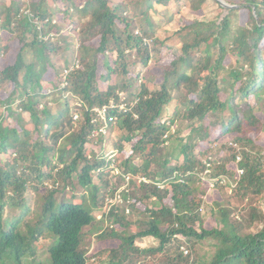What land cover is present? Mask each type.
Returning a JSON list of instances; mask_svg holds the SVG:
<instances>
[{"label": "trees", "instance_id": "16d2710c", "mask_svg": "<svg viewBox=\"0 0 264 264\" xmlns=\"http://www.w3.org/2000/svg\"><path fill=\"white\" fill-rule=\"evenodd\" d=\"M180 1L0 2V264H89L85 239L94 230L106 242L102 264H264V152L255 150L264 134V0H213L218 19L185 21L173 34L176 52L164 40L152 54L147 12ZM206 1L184 0L192 13ZM75 22L72 62L56 67L52 56L75 42L62 45L61 30ZM51 33L57 38H43ZM102 106L105 119L95 110ZM177 120H191L186 137L170 133ZM104 124L108 141L116 136L107 155L94 148L104 136L92 135ZM201 141L208 147L198 150ZM122 154L124 172L150 181L130 191L131 181L123 205L103 211L110 223L97 228L94 175L106 184ZM211 168L243 170L234 190L251 198L248 217L220 204L213 225L201 217L200 173ZM67 188L82 193L67 198ZM144 238L154 242H136Z\"/></svg>", "mask_w": 264, "mask_h": 264}, {"label": "rangeland", "instance_id": "374dc122", "mask_svg": "<svg viewBox=\"0 0 264 264\" xmlns=\"http://www.w3.org/2000/svg\"><path fill=\"white\" fill-rule=\"evenodd\" d=\"M1 1H6L8 0H0ZM26 1V0H24ZM221 9L217 6V4L213 0H207L204 4V7L202 10H200L197 13H192L187 6L185 5L184 0H181L177 5L175 6L172 2L167 4L166 6H161V5H156V11L152 12L149 11L148 17L150 20H152V23H154V26L151 30L150 34H153L152 38H147L146 39V44L149 45V47L152 49V54L157 53V49H160L164 47L163 41L167 40L166 45H170L172 47V52H176L177 50V45L178 41L175 36H173L175 30L179 28L181 25L185 23L187 20H192L196 17H199L200 19L204 20H213L215 18L220 17ZM247 11L245 9H241L238 11V16H237V21L238 23H244V21L247 18ZM54 22H61V16L60 15H54ZM64 20V19H62ZM76 23H73L69 27H64L61 30L60 34H64L65 36L63 37L62 45L64 44V39L69 42L71 41L72 37H74L75 42L73 43V46L71 49L66 50V49H60L56 55L52 56V60L55 63L56 67H62L63 65H69L72 62V57L74 53L76 52V49L78 47V42L76 41L77 36V27ZM1 24V23H0ZM44 39L47 38H52L56 39L57 35L55 33L47 34L46 36L43 37ZM57 41V40H56ZM18 41H16V44ZM167 47L165 46V51ZM167 53V52H166ZM151 64L148 68L150 72H153L156 70V63L154 60H151ZM229 63H233V59L231 58L229 60ZM3 65V61H1L0 66ZM246 76L249 74V69H245ZM254 74L252 75V77ZM150 85L151 81L149 82ZM2 93V91L0 92ZM169 115L172 113V108H169ZM260 118L263 119L264 121V115L260 114ZM166 121H170V119L166 118ZM191 120H177L176 122H170V133H178L180 136L186 137L187 134L190 131V125ZM107 134V132H106ZM100 143H97V146L91 145V143H88L86 146L91 147L95 146L97 150L103 147H107V152L105 153L106 155L110 153L113 149V144L116 141V136L115 132L113 133L112 136H110L109 141H108V135L105 136ZM98 135H94L93 137H97ZM96 144V143H95ZM255 150L259 151L260 153L264 152V134L257 140H255ZM208 147V144H206L204 141H201L197 145V149L201 150ZM125 147L129 149V145L125 144ZM218 148V147H217ZM106 150V149H105ZM219 155H225L224 152H222ZM112 156V155H111ZM110 156V157H111ZM123 154L121 155L122 159L120 158V166L116 167L113 163L111 165L112 171H110L107 175H105L104 179L106 180V184L103 183V181L98 180L97 176L94 175V183L98 186H100L101 190L98 193V199L100 201V207L99 209L95 210L93 214L96 216L97 222L96 225L98 226L97 228H102L106 225H108L111 221V219L107 222L106 220H102V213L103 211H109L110 207L113 205H123V198H122V192L125 191L129 193V187H130V182L133 181V183L136 185L132 186L130 188V191H133L138 188V186L141 184L140 181H146L149 182L150 179L146 178L145 176L142 175V172H137V174H130L124 172V165L122 163L123 161ZM120 157V154L119 156ZM93 160V158H91ZM140 161L139 158L134 159V163H138ZM133 164V163H132ZM152 169H155L154 166H152ZM215 170L213 168L208 169L204 171L203 173H200L201 176V181L204 183V186L206 187V191L204 194L200 196V215L201 217L208 219V225H213L214 224V217L219 216L218 214V207L221 206H230L231 209H233L234 213L231 217L237 218L236 215L240 216L242 214L247 213L243 211V207L248 206V204L251 202V198L249 200L243 199L239 197L236 193L234 188L237 185V179L239 177L240 171L237 169L236 174L230 173L224 174V175H212ZM159 178L157 177V180ZM154 181V180H153ZM158 184H161V181H155ZM216 182L219 184L216 185ZM82 193V191L78 189H69L64 193V196L69 198L71 195H78ZM129 198V197H128ZM220 204V205H218ZM253 204L256 205H263L262 201L259 200L258 198L253 196ZM129 209V208H127ZM240 210V211H238ZM128 214L131 211H126ZM138 215H128V219H134L137 218ZM245 217H248L247 214ZM107 219V218H105ZM131 229V228H130ZM97 230H94V233L90 232L85 239L86 246L88 249L87 255H91V257L88 260L89 264H102L101 262L103 261L104 258H106V252L102 251L101 253H98V250L102 249L104 245L106 244L104 238H97ZM50 239L46 237H43L40 241V244L42 246V250L40 253L42 254V257L46 258L45 250L47 245L49 244ZM138 244H140L143 247H146L147 245H151L154 241L151 238H144L141 240H136ZM210 244V243H209ZM182 248V246H181ZM202 249H208L209 251V246L204 244V247ZM94 253H98L97 255H94ZM93 255V256H92Z\"/></svg>", "mask_w": 264, "mask_h": 264}, {"label": "built area", "instance_id": "2783aa9c", "mask_svg": "<svg viewBox=\"0 0 264 264\" xmlns=\"http://www.w3.org/2000/svg\"><path fill=\"white\" fill-rule=\"evenodd\" d=\"M95 110L98 112L99 115H100V114L102 115L101 117H102L103 119H105V110H106V106H102V107H100V108H96ZM97 132L106 133L105 125H104V126H101L97 131H94L93 135H96ZM238 158H239V157H238ZM239 171H240V174L243 172L242 169H239Z\"/></svg>", "mask_w": 264, "mask_h": 264}, {"label": "clouds", "instance_id": "9594fccd", "mask_svg": "<svg viewBox=\"0 0 264 264\" xmlns=\"http://www.w3.org/2000/svg\"><path fill=\"white\" fill-rule=\"evenodd\" d=\"M104 123L106 124V121H105ZM105 124H104V125H105ZM104 125H103V126H104ZM105 128H106V127H105ZM97 130H98V129H97ZM97 130H94V131H97ZM94 131H93V133H94ZM106 132H107V130H106ZM93 133H92V135H93ZM100 134L104 135V134H106V133L97 132V135H100ZM93 136H94V135H93ZM112 163H113V162H112ZM239 175H240V174H239ZM144 182H147L146 179H145ZM181 249H184V248L182 247ZM185 252H186V250H185Z\"/></svg>", "mask_w": 264, "mask_h": 264}, {"label": "water", "instance_id": "95a60500", "mask_svg": "<svg viewBox=\"0 0 264 264\" xmlns=\"http://www.w3.org/2000/svg\"><path fill=\"white\" fill-rule=\"evenodd\" d=\"M221 5L223 6H227L228 7V4L224 1V0H217Z\"/></svg>", "mask_w": 264, "mask_h": 264}]
</instances>
